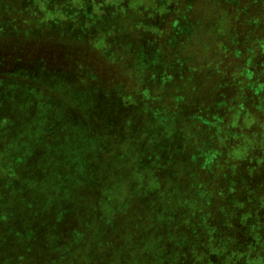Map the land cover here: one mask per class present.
<instances>
[{"label": "rangeland", "instance_id": "obj_1", "mask_svg": "<svg viewBox=\"0 0 264 264\" xmlns=\"http://www.w3.org/2000/svg\"><path fill=\"white\" fill-rule=\"evenodd\" d=\"M31 1L34 3L30 0L28 4L34 10ZM56 1L59 2V6H45L55 15L67 13L69 9L75 14L76 11L72 8L64 9L68 3L75 8L86 3L84 0ZM102 1L104 0H89V16L96 17L95 12L102 15V22L96 27L95 37L98 36L96 38L98 42H101V38L105 40L108 38L109 41L101 47L91 44L84 53L83 45L78 42L64 39L50 40L52 36L46 29L34 31L30 36H21L23 26L10 25L9 9L12 2H15L16 6L12 10L14 11L22 4L25 5L26 0H0V175L5 176V179L8 178L7 174L12 171L10 167H14L19 162V155H15L12 149L21 147L24 142V139L21 142L14 141L15 123L2 113L7 111L5 109L8 105L21 108L20 113L26 117L31 110L38 109L36 105L43 102L42 98L48 102L56 100L61 106L68 107L67 105H70L74 99L92 96L88 95L90 88L98 85L102 90L110 91L114 95L122 94L124 100L132 103L134 101L136 104L126 101L121 108L118 107V97L112 96L108 102L101 100L99 105L105 108V112H101L105 121L109 122L112 119L111 113L122 117L124 112L125 116H129L126 118H130L132 116L129 115L130 113H136V110L140 109L139 98L148 99L149 103L144 101L142 103L144 106L141 104V108L147 110L146 117L149 118L150 112L152 116L156 113L161 114L162 117L155 118L156 121L151 123L162 132L161 125L167 121L166 114L171 116L172 129L176 130L181 142L180 147L177 148L178 154L182 155L172 154L174 166L169 171L174 175H180L181 167L184 171L187 170L182 162L188 163L187 159L196 156L186 145L185 140L195 139L194 146L197 151L202 154L208 153V156L214 152L212 151L214 148L218 150L222 147L217 155L219 154L220 158L224 156L232 158L233 163L229 166L231 172L219 168L215 172L222 174V177L216 176L210 179L208 186L212 185L215 188L217 196L212 199L213 203L206 213L204 209L207 207L201 205V201L195 196L191 201L185 200L188 193L182 189L177 203L182 204L183 207L174 203L177 207L175 215L171 218H162L154 224L157 233L152 235L155 238L146 235L148 224L141 223V228L139 227L134 216L139 215L142 203L133 200L128 205V211L120 209L118 212L122 221L121 224L118 223L119 231H114L112 226L110 228L112 235L102 244L92 246L94 243L92 242L90 246L81 247L80 253L88 258L82 264H137L148 252L154 255V264H264V90L261 91L260 88H254L255 85H250L256 95L250 91L243 92L239 87V74L237 73V77L233 78L239 70L237 66L241 65L240 69H242L244 58L248 54H260L258 41L264 42L262 4L264 0L261 1L262 8H258L259 22L255 21L252 15L236 17L238 9L233 6L236 7L237 4V7L245 8L246 5H242L245 0L230 1L233 5L231 9L225 6L217 7L218 3L215 0H193V4H190L191 0H161L154 10L144 8V4L151 0H106L108 5L112 4L111 12L97 11ZM186 5L191 6L192 9L189 17L193 20L201 18L206 22L196 31L195 27L191 29V25V33L185 40L178 42L174 40L173 35L178 36L176 33L180 35V31L173 32L170 21L164 22L160 14ZM102 8L106 11L104 4ZM44 11L37 8L36 12L40 18L52 19L46 17ZM75 15L78 20L74 25L79 28L77 22L83 24L84 17ZM118 15H124L126 21L124 22L122 16H119L120 20L117 19ZM137 25L140 26V32L147 36H141L134 31L132 26ZM208 27L214 30L209 33L211 29ZM13 30L17 34L13 33ZM198 31L201 32L200 39H196ZM108 33L113 35L107 37ZM124 40H128L130 47L125 49L126 53L116 48ZM197 43L201 46V54L195 58L198 64L194 65L188 58V53H191ZM188 45H191L189 49L186 48ZM105 48H110V52L113 51L118 56V63L127 67V73L117 65L107 63L103 58L106 56L102 53H105ZM261 50L264 52L262 47ZM85 57H88L87 62L78 59ZM40 58L43 60L39 64ZM259 58V61L255 62L256 65L262 62L263 55L260 54ZM69 59H74L71 65L75 62L79 63L82 72L81 79L77 82L82 80V88L90 82L88 89L74 88L73 92L65 91L60 76L57 83H49L45 76L41 75L42 66L54 69L55 62L66 65L70 64V61L66 62ZM93 62L95 64L92 65V69L89 72L84 71V68ZM100 62L102 65H99ZM208 62L214 63L210 67L212 70L207 71L208 68H205L200 75L192 79L191 70L195 66H207ZM213 70L218 72L213 73ZM28 74L33 76L37 74L38 81H35L36 76L28 80ZM15 76H20L21 81L14 80ZM134 76L136 85L132 80ZM182 78L183 80L180 81ZM63 82L67 81L63 80ZM142 82L146 83L145 86ZM95 97L99 98L100 92ZM84 100L87 102L86 99ZM209 101L217 102L219 107L215 111L223 114L227 126L216 133L214 130H207L201 137L202 121L210 120L212 117L205 109ZM239 105L242 110L240 109L238 115L236 111ZM83 106H87V103ZM147 106L151 107L150 112ZM114 108L119 109L111 112L110 109ZM44 114L47 112L44 111ZM64 115L63 110L62 119L53 125L56 126L61 121L64 124ZM42 116L44 117L43 114ZM235 121L243 126L242 131H238L237 127L236 131L231 129ZM109 133L113 136L110 130ZM26 134H29V131H26ZM216 136L218 139L223 136L222 141L214 140ZM159 137L162 138L164 135L161 133ZM52 144L49 142L48 147L54 148ZM5 148L8 150L5 153L1 152V149ZM20 153L18 151V154ZM190 168L193 170V165L190 164ZM183 175L182 171L181 176ZM180 179L183 181V178ZM0 185L1 205L2 192L7 185L2 183ZM49 186L47 190L50 192L57 188L55 183ZM50 192L42 191V194L49 196ZM193 212H197L199 216L194 217L197 213L192 216ZM81 216L82 214H79L76 218H70L58 226L59 229L56 231L71 233ZM203 216V220L200 219ZM57 232L45 231L42 236L53 239ZM126 239L129 240L128 244L125 242ZM181 252L182 255H179ZM130 255V260H127Z\"/></svg>", "mask_w": 264, "mask_h": 264}, {"label": "trees", "instance_id": "obj_2", "mask_svg": "<svg viewBox=\"0 0 264 264\" xmlns=\"http://www.w3.org/2000/svg\"><path fill=\"white\" fill-rule=\"evenodd\" d=\"M33 1L36 3L35 5L31 1L32 6L35 7L34 10L28 4L30 0H26L25 5L22 4L19 9L14 11L12 10L16 7L15 2L11 3L9 9L10 25L15 27L22 25L21 36H30L34 34V31L46 29L52 36V38L49 37L50 40L64 39L78 42L83 45V52H86L91 44L101 47L109 41L108 38L107 40L101 38V42L96 40L98 37H95L96 27L101 25L102 15L96 12L95 15L93 12L96 17L90 18L89 0H84L86 3L77 5L76 8L70 3L64 7V9L72 8L73 11H76L75 14L84 17L82 19L83 24L77 22L79 28L74 25L78 18L71 13L72 10L69 9L67 13L62 12L55 15L45 8V6H59L60 4L56 0ZM105 1L99 3L101 10L98 8L97 11L111 12L112 4L108 5ZM159 1L161 0L146 2L144 8L154 10ZM215 1L219 8L222 6L230 8L233 6L231 2L236 0ZM261 1L245 0L242 3V5H246L245 8L237 7L236 4V7L233 6V8L238 9L236 10V17L252 15L254 20L259 22L260 11L258 8L261 7ZM103 4L106 11L102 10ZM190 4H193V0ZM262 4L264 6V3ZM37 8L45 10L46 17L52 19L40 18L36 12ZM191 11V6L186 5L183 8L176 7L160 14L164 22L170 21L169 24H171L173 32L180 31V35L178 33H176L178 36L173 35L175 41L185 40L191 33V29L195 27L196 31L200 26L205 25L206 21L203 19L193 20L189 17ZM119 16H122L124 22L126 21L124 15L117 16V19L120 20ZM191 25L192 28L190 29ZM139 27V25L132 26L136 33L147 36V34L140 32ZM208 28L211 29L209 33L214 30L212 27ZM15 32L13 30V33ZM112 35L108 33L107 37ZM200 36L201 32L198 31L196 39H200ZM204 36L206 37L207 34ZM86 37L91 41H88ZM258 44L260 45L258 48L260 54L263 55L262 62L257 63L258 65L255 64L260 59L259 53L248 54L244 58L242 69H240L241 65H238L239 70L233 75L234 78L237 77V73L239 74V87L243 92L250 91L254 94L250 85H255L254 88H260L261 91L264 90V65H262L264 52L261 50V47L264 49V42L260 43L259 40ZM190 47L191 45L186 46L187 49ZM116 48L126 53L125 49H130L128 40L119 43ZM200 49L201 46L197 43L191 53H188V58L194 65L198 64L195 62V58L201 54ZM104 51L107 55L102 52L106 56L103 58L107 63L115 64L124 69L126 73L128 72L126 66L123 67L118 63V56L113 51L111 53L110 48H105ZM87 58L78 59L87 62ZM41 60L43 58L39 59V64ZM73 60H67L66 62L70 61V64L66 65H59L57 61L54 63V69H51L53 67L42 66L40 73L43 70L41 75L45 76L49 83H57L60 76L65 91L73 92L74 88L88 89L90 82H87L83 88L81 86L82 80L77 82L81 79L82 68L79 67L78 62L71 65ZM93 64L95 63H90L84 68V71L89 72ZM213 64V62H208L207 66H195V69L191 70V78L200 75L205 68H208L207 71L212 70L210 67ZM99 65L102 63L100 62ZM247 71H249L248 75ZM216 72L213 70V73ZM35 76L28 74V80ZM14 80L21 81V77L15 76ZM63 80L67 82H63ZM132 80L136 85L135 76L132 77ZM182 80L183 78L180 81ZM35 81H38L37 76ZM145 84L142 82L143 86ZM94 86L95 88L91 87L88 94L92 96L74 99L70 105H67L68 107L61 106L56 100L48 102L42 98L43 102L36 105L38 109L36 111L31 110L26 117L20 113L21 108L11 105L5 109L7 111L2 112L8 120H13L15 123V127H13L15 130L14 141L21 142L24 139V142L21 147L12 149L15 155H19V157L17 156L19 162L14 167H10L12 171L7 174L8 178L5 179V176L0 175V183L7 185L2 192L0 205V238H2V240L0 239V264H68L69 261L70 264H82L88 258L80 253L81 247L90 246L92 242H94L92 246L98 243L102 244L108 236L112 235L110 230L112 226L114 231H119L118 223L121 224L122 221L118 212L120 209L128 211V205L133 200H139L142 203L139 215L134 216L139 227L141 223L143 225L148 224L146 235L155 238L152 235L157 233L154 224L162 218H171L175 215V208L177 207L174 206V203H177V198L182 189L188 193L185 200L191 201L195 196L197 200L201 201V205L204 204L207 207L204 209L205 213L213 203L211 202L212 199L216 198L215 188L212 185L208 186V183L211 178L222 177V174H216L217 169L222 168V170L230 171L229 166L233 163L231 157L220 158V155H217L218 150L223 149L222 147L218 150L210 149L214 152L208 156V153L202 154L197 151L194 146L195 139L185 140L186 145L190 147L189 149L196 157L187 159L189 164L182 162L187 170L184 171V168L181 167L180 175H174L169 171L174 166L172 154L179 153L177 147H180L181 142L176 130L172 129L171 116L166 114L167 121L162 123V132H160L151 121H156L155 118L162 117L161 114L156 113L152 116L151 107L147 106L150 112L148 113L149 118H147V110L144 111L141 104L144 101L149 103V100L139 98L140 109L136 110V113L129 114L133 116V119L132 116L131 119L126 118L129 116H125L124 112H122V117L116 113H111L112 119L107 122L102 114L105 112V108L99 105L101 100L108 102L110 97H118V107L121 108L124 107L123 104L126 101L133 105L136 104L134 101L132 103V101L124 100L122 94L114 95L110 91L102 90L98 85ZM98 92H100L99 98L95 97ZM84 99L87 102H84ZM175 101L178 103V100L175 99ZM86 103L87 106H83ZM142 106L144 105L142 104ZM218 107L217 102H207L205 109L210 112L212 117L210 120L202 121L201 137L207 130H214L216 133L222 127L227 126L223 114L215 111ZM118 109L110 110L113 112ZM240 109L242 110L239 105L237 114ZM63 110L65 111L64 124L61 121L56 126L53 125L62 119ZM44 111L47 114H44ZM51 118L53 119L52 122ZM236 127L238 131L243 130V126L235 121L231 129L236 131ZM109 130L113 136L110 135ZM26 131H29V134H26ZM161 133L164 135L162 138L159 137ZM216 137L214 140L222 141L223 136H220L219 139L218 136ZM229 137L232 136L229 135ZM49 142L53 143L54 148L48 147ZM7 150V148L1 149V152L5 153ZM9 150L11 151V149ZM18 151L21 153L18 154ZM190 164L193 165V170H191ZM182 171L184 172L183 176H181ZM179 177L183 178V181ZM53 183L57 184V188L50 192L47 188ZM42 191L50 192L49 196L42 194ZM123 200L125 202H122ZM189 207L187 206V208ZM195 213L197 212H193L191 215L193 216ZM79 214L82 216L75 224L74 231L72 230L71 233L56 231L59 229L58 226L70 218H76ZM198 216L197 213L194 217L197 218ZM203 218L204 216L200 219L203 220ZM87 224L90 225L87 226ZM45 231L57 233L53 239H49L42 236ZM86 242L88 243L86 244ZM125 242L128 244L129 240L126 239ZM131 255L127 260H130ZM179 255H182V252ZM123 259L124 255L121 260L123 261ZM137 264H154V255L149 252L144 254Z\"/></svg>", "mask_w": 264, "mask_h": 264}]
</instances>
